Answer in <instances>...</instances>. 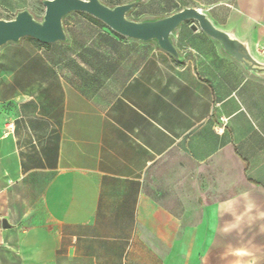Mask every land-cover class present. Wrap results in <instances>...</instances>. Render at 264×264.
I'll return each mask as SVG.
<instances>
[{"label":"crops","instance_id":"1","mask_svg":"<svg viewBox=\"0 0 264 264\" xmlns=\"http://www.w3.org/2000/svg\"><path fill=\"white\" fill-rule=\"evenodd\" d=\"M38 1L0 0V18ZM186 6L264 61V0L128 17ZM190 23L182 61L80 12L65 42L0 49V264H264V79Z\"/></svg>","mask_w":264,"mask_h":264},{"label":"water","instance_id":"2","mask_svg":"<svg viewBox=\"0 0 264 264\" xmlns=\"http://www.w3.org/2000/svg\"><path fill=\"white\" fill-rule=\"evenodd\" d=\"M138 0L108 5L101 0H42L44 11L40 19L28 9L18 10L10 19L0 18V49L8 43H18L32 38L43 44L67 41L63 20L72 12L86 13L106 25L118 35L141 42H154L156 47L182 61L172 40V33L183 22L190 21V28L201 29L217 41L221 50L233 57L252 76L264 79V61L251 52L247 40L231 31L216 27L209 16L193 6L183 7L169 15L135 20L128 17ZM2 225L7 226L3 221Z\"/></svg>","mask_w":264,"mask_h":264},{"label":"rangeland","instance_id":"3","mask_svg":"<svg viewBox=\"0 0 264 264\" xmlns=\"http://www.w3.org/2000/svg\"><path fill=\"white\" fill-rule=\"evenodd\" d=\"M43 11H44V6L42 5V3H41L40 1H38V2L36 3V6H35V7L33 8V10H32V14H33L36 18L40 19L41 16H42V14H43ZM129 15H131V14H129Z\"/></svg>","mask_w":264,"mask_h":264},{"label":"trees","instance_id":"4","mask_svg":"<svg viewBox=\"0 0 264 264\" xmlns=\"http://www.w3.org/2000/svg\"><path fill=\"white\" fill-rule=\"evenodd\" d=\"M119 4V3H118ZM114 5H116V4H114ZM81 14H83L87 19H89L90 21H92V22H94V23H97V24H100V25H104L101 21H99L98 19H96V18H94V17H92V16H90V15H88V14H86V13H82V12H80ZM29 39H31V40H33V41H35L36 43H38L39 45H43V46H45V44H43V43H40V42H38L37 40H35V39H32V38H29Z\"/></svg>","mask_w":264,"mask_h":264},{"label":"built area","instance_id":"5","mask_svg":"<svg viewBox=\"0 0 264 264\" xmlns=\"http://www.w3.org/2000/svg\"><path fill=\"white\" fill-rule=\"evenodd\" d=\"M222 121L224 122L225 120H224V119H222Z\"/></svg>","mask_w":264,"mask_h":264}]
</instances>
